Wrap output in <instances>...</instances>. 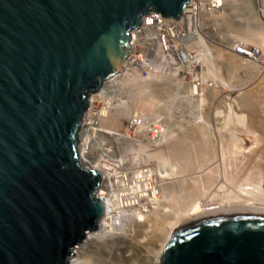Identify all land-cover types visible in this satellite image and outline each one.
I'll return each instance as SVG.
<instances>
[{"label":"water","instance_id":"1","mask_svg":"<svg viewBox=\"0 0 264 264\" xmlns=\"http://www.w3.org/2000/svg\"><path fill=\"white\" fill-rule=\"evenodd\" d=\"M186 0H0V264H66L105 212L81 163L89 96L121 71L130 29ZM159 264H264V206L183 219Z\"/></svg>","mask_w":264,"mask_h":264},{"label":"bare ground","instance_id":"2","mask_svg":"<svg viewBox=\"0 0 264 264\" xmlns=\"http://www.w3.org/2000/svg\"><path fill=\"white\" fill-rule=\"evenodd\" d=\"M253 1L255 8L250 13L254 20L233 27L235 34L226 41L227 50L219 48L216 56L206 54L204 49L209 50V46H203L200 33L194 38L193 45H187L201 46L196 49L201 59V82L195 96H192L196 92H192V85L185 83L184 97L193 100L191 102L197 108L205 102L210 105L215 100L223 104L222 110L214 108L223 116L221 119L220 115L219 119L223 122H218L220 125H216L214 130L207 129L201 123L202 119L196 123L195 118L192 121L194 126L189 127L191 122H188V127L186 124L179 129L175 127L178 130L173 127L176 132L170 128L171 125L169 127L161 121L164 119L160 118V110L165 104H161L160 109L155 105L157 108L153 109L155 102L161 103L159 84L167 80L164 79L166 74L177 76L178 72L167 66L165 54L157 48H153L150 61L139 54L137 56L133 47L138 33L136 30L131 32L133 40L129 58L121 71L105 79L98 92L89 96L88 108L81 122L85 124L89 120L90 127L79 129L80 161L99 170L103 180L97 196L102 198L106 209L97 221L96 229L83 236L88 246L103 242L109 235L123 234L139 227L138 235L142 231L146 236L154 237L151 242L158 248L152 250L151 263L159 264L163 246L186 217L204 211L264 206V99L250 92L252 87L248 93L244 91L245 94L236 97L237 100L221 95L224 87L230 88L231 78H235L239 69L261 68L260 64L257 67L258 59L252 61L236 52L237 45L247 46L249 39L253 40L254 45H249V55L253 48H257L261 63H264V0ZM221 2V6L207 16L224 20L226 10L233 5L232 0ZM207 78L214 83L210 81L209 84ZM124 83L126 86L129 83L136 90L125 99L117 91L123 89ZM161 90L163 92L164 88ZM129 98L134 102L133 110L128 107ZM168 100L165 99L164 103ZM164 108L166 110L167 107ZM216 108L219 107L216 105ZM95 141L97 146H94ZM193 173L197 174L192 176ZM173 176H177V180ZM187 176L189 182H186ZM167 178H174L172 182L175 183L169 187L163 184ZM82 245L76 246L74 254L85 249ZM78 256H72L66 264H79L81 258Z\"/></svg>","mask_w":264,"mask_h":264},{"label":"rangeland","instance_id":"3","mask_svg":"<svg viewBox=\"0 0 264 264\" xmlns=\"http://www.w3.org/2000/svg\"><path fill=\"white\" fill-rule=\"evenodd\" d=\"M250 1V2H249ZM233 5V7H230L228 10H226V13H227V17L225 16L224 20L223 19H217V18H214V17H210V16H207L204 18L203 22H202V34H200L201 38L203 39L202 41L203 42V46H209V50L208 48L207 49H204V47H202V49L206 50L207 53H210V55H214L216 56V53L218 51L219 48H222L224 50H227L225 48V46H227L226 44V41L230 38V36L232 34H235L234 32V29L233 27H237V26H241V25H245L246 23L250 22V21H253L254 19H252V15L251 13L254 12L253 8H255V3L253 0H232L231 2V6ZM254 5V6H253ZM252 10V12L250 13V11ZM252 19V20H250ZM223 22H222V21ZM244 21V22H243ZM223 24V25H222ZM225 24V25H224ZM240 24V25H239ZM232 31L234 33H232ZM229 32V33H228ZM237 33V32H236ZM239 34V33H238ZM226 35V36H225ZM240 35V34H239ZM227 37V38H226ZM253 40L250 41L249 39V45H254V43L252 42ZM252 42V43H251ZM207 43V44H206ZM196 47V49H200L201 46H198V45H194ZM211 49V50H210ZM203 50V51H204ZM205 51V52H206ZM224 56H227L226 54ZM262 60H259L257 63V67H258V64H260L261 68L259 67L256 68L254 70L249 68V69H239L237 71V75L235 74V78L232 76V82L230 81L229 85H230V88L229 86L227 87H224L223 88V92H221L222 94L221 95H225L229 98H233L235 100L236 97L238 96H241L242 94H245V92L249 91L252 87V90H250V92H253L254 95H256V97H260L262 99H264V63H261ZM263 64V65H262ZM139 67V66H138ZM263 67V68H262ZM140 68V67H139ZM201 68V67H200ZM224 69V68H223ZM222 69V71H223ZM258 69V70H257ZM253 70V71H252ZM260 70V72H259ZM145 71V70H144ZM225 72V71H223ZM259 72V73H258ZM177 73V72H175ZM176 76V75H175ZM174 75L171 74H166V77L164 79H167L166 81H161V83L159 84V87H162L164 88V93L162 92L161 89H159V96L158 98L161 99V103L158 102V104H154L153 106V109L156 110L157 107L156 106H160L158 107V109H160L164 104V107H167L166 110L164 107H162V109L160 110V118H163L164 120L161 119V121H163L166 125H168L170 127L171 125V129H173V131H175V127H177L178 129L182 126L185 127V124H186V127H188V124L190 123L189 127L190 126H194L195 123L194 120L196 118V123L197 122H201L202 120V124H204L207 129L209 128V130H214V128L216 129V127H219V123L218 122H223V120H220V117L222 116V112L220 114L219 109H223V104L221 102H218L214 101L212 102L210 105L206 103H204V105H202V107H198L193 104V100H190L189 98L187 97H184L185 96V93H184V84L187 83L185 81H183L181 79V74L178 72L177 76L175 77ZM253 76V77H252ZM171 77V78H170ZM201 77V75H200ZM241 77V78H240ZM250 77V78H249ZM111 78V77H110ZM237 78V80H236ZM109 79V78H108ZM170 79V80H169ZM177 79V80H176ZM208 79V83L210 84L211 82H213L210 78H207ZM210 79V80H209ZM175 81V83H174ZM181 81V82H180ZM211 81V82H210ZM235 81V82H234ZM243 81V82H241ZM245 81V82H244ZM164 84H163V83ZM168 82V83H166ZM240 82V84H239ZM130 83V82H129ZM128 83V84H129ZM214 83V82H213ZM126 86V84L124 83L122 86L123 89H121L119 91V89L117 90L119 93H122L121 96L123 99H125L126 97L128 98L129 95H131L132 93H134V91L136 90H133L134 88L130 85H132V83H130V85ZM179 84V85H178ZM233 84V86L231 85ZM239 85V86H238ZM242 85V86H241ZM178 86V87H177ZM215 86L212 85V87ZM237 86V87H236ZM260 86V87H259ZM121 87V86H120ZM166 87V88H165ZM169 87V88H168ZM211 87V86H210ZM259 87V89H258ZM262 87V88H261ZM178 88V89H177ZM181 88V89H180ZM101 90V89H100ZM99 90V91H100ZM128 90H130L128 92ZM170 90V91H168ZM181 90V91H180ZM166 91V92H165ZM168 91V93H167ZM245 91V92H244ZM94 92H98L97 90L94 91ZM93 92V93H94ZM128 92V93H127ZM193 92V91H192ZM195 93V94H194ZM248 93V92H247ZM171 94V95H170ZM182 94V95H180ZM196 95V92H193V95L192 96H195ZM163 96V97H162ZM165 96H168L167 98H165ZM171 96V97H170ZM182 96V97H181ZM170 97V98H169ZM235 97V98H234ZM187 98V99H186ZM239 98V97H238ZM236 98V100L238 99ZM168 100L166 101V103H164V100ZM187 101V102H186ZM192 101V102H191ZM127 103L128 104V107H130L132 110L135 109L134 108V102L131 101V98H129V100H127ZM163 102V103H162ZM178 102V103H177ZM180 102V103H179ZM162 104V106H161ZM217 107H219L218 109L216 108V105ZM264 104V103H263ZM188 105V106H187ZM209 105V106H208ZM215 105V107H214ZM182 106V107H181ZM221 106V107H220ZM87 108H88V105H87ZM214 108L216 110H218L217 112L214 110ZM129 109V108H128ZM177 109V110H176ZM210 109V110H209ZM87 110V109H86ZM85 110V112H86ZM165 110V111H163ZM175 110V111H174ZM162 111V113H161ZM188 111V112H187ZM84 112V113H85ZM190 112V113H189ZM209 112V113H208ZM153 113V112H152ZM151 113V114H152ZM170 113V114H169ZM216 115H215V114ZM219 113V114H218ZM141 114V113H140ZM218 114V115H217ZM163 115H165L163 117ZM221 115V116H220ZM162 116V117H161ZM181 116V117H180ZM218 116V117H217ZM178 117V118H177ZM186 117V118H185ZM198 117V118H197ZM208 117V119H207ZM217 117V120L215 119ZM223 118V116L221 117V119ZM83 119H84V116H83ZM189 119V120H188ZM191 119V120H190ZM193 119V120H192ZM202 119V120H201ZM206 119V120H205ZM199 120V121H198ZM193 121V122H192ZM206 121V122H205ZM87 122H89V120H87ZM85 123V124H82L81 127H80V130L81 129H86L88 127H90V124L89 123ZM178 122V123H177ZM189 122V123H188ZM216 122V123H215ZM220 122V123H221ZM177 123V124H176ZM175 124V125H174ZM193 124V125H192ZM174 125V126H173ZM177 125V126H176ZM181 125V126H180ZM208 125V126H207ZM217 125V126H216ZM108 126V125H107ZM216 126V127H215ZM114 127V126H113ZM175 129H174V128ZM213 128V129H212ZM176 129V130H178ZM80 132V131H79ZM176 132V131H175ZM94 146H97V143L96 141L94 142ZM195 174L197 173H193L192 176H195ZM180 176V175H178ZM174 177V176H173ZM175 178V177H174ZM174 178L170 179V178H167V180L165 179V181L163 180L162 183L165 184V185H171L174 182H172V180H174ZM177 178V176H176ZM175 178V179H176ZM186 182H189V179H188V176L186 178ZM169 180L171 182H169ZM177 180V179H176ZM106 181V180H104ZM168 182V184H167ZM168 186V187H169ZM136 228L135 230H130V231H127L123 234H117V235H109L105 238H107L105 240H103V242H99V243H95L94 245L91 244L88 246V244L84 241V237L76 244V246L79 244V245H82L85 247L84 250H81V252L79 254H74L73 257H75L76 255H80L78 256L79 259H83L81 261L80 259V263H83V264H125L126 261L127 263L126 264H152L151 261L153 260V254L154 251L152 250H155L158 248V245H153L151 242L152 241V238H154L153 236L151 237V235L149 236V234L146 236L145 234L142 233V231L140 232L141 234L138 235L137 231L138 228L137 227H134ZM136 231V232H135ZM132 234V235H131ZM151 234V233H150ZM142 235V237H141ZM129 236V237H128ZM150 237V238H149ZM142 238V239H141ZM109 239V241H108ZM149 239V240H148ZM154 240V239H153ZM108 241V242H107ZM111 241V243H110ZM147 241V243H146ZM84 242H85V245H84ZM115 242V243H114ZM117 242V243H116ZM139 242V243H138ZM101 243H102V246H101ZM104 244V245H103ZM158 244V242H157ZM107 246V247H106ZM125 246V247H124ZM154 246V247H153ZM87 247V248H86ZM110 247V248H109ZM98 248V249H97ZM100 248V249H99ZM104 248V249H103ZM119 248V249H118ZM130 248V249H129ZM148 248V249H147ZM112 249V250H111ZM123 249V250H122ZM125 249V250H124ZM89 250V251H88ZM117 250V251H116ZM83 251V252H82ZM115 254H114V253ZM114 255H113V254ZM152 256V257H151ZM72 257V258H73ZM151 257V258H150ZM148 258V259H147ZM120 259V260H119ZM133 259V260H132ZM152 259V260H151ZM130 260V261H129ZM84 261V262H83ZM129 261V262H128ZM120 262V263H119ZM79 263V264H80Z\"/></svg>","mask_w":264,"mask_h":264},{"label":"built area","instance_id":"4","mask_svg":"<svg viewBox=\"0 0 264 264\" xmlns=\"http://www.w3.org/2000/svg\"><path fill=\"white\" fill-rule=\"evenodd\" d=\"M221 4V0H186L176 19L149 10L141 16L140 23L130 29V46L133 40L131 32L136 30L138 36L134 39L133 47L136 55L139 54L150 61L153 48H157L165 54L167 66L177 70L182 76L181 79L192 85V91H196L197 94L199 81L201 82L199 71L201 59L196 53V47H187V45H193L192 42L199 33L203 35L204 18ZM235 49L239 54L250 57L252 61L261 58L257 48H253L249 55V45L240 43Z\"/></svg>","mask_w":264,"mask_h":264}]
</instances>
